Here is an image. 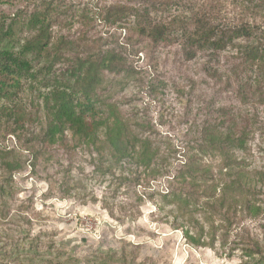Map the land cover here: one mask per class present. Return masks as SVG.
<instances>
[{
	"label": "trees",
	"instance_id": "trees-1",
	"mask_svg": "<svg viewBox=\"0 0 264 264\" xmlns=\"http://www.w3.org/2000/svg\"><path fill=\"white\" fill-rule=\"evenodd\" d=\"M66 1L0 0V136L20 140L29 134V142L49 151L66 147L70 134L97 152L101 133L109 153L108 164L100 160L102 171L118 172L128 186L137 184L136 173L142 171L166 176L178 185H170L165 196L179 201L180 207L186 197L183 185L202 196L189 214L204 213L208 229L199 220L196 234L184 220L176 224L191 246L227 244L233 223L229 212L238 211L241 219L257 221L264 230V198L257 194L264 193V166L252 169L246 161L254 139L264 145V0H222L226 8L220 2L215 9L207 6L201 15L197 10L205 0H125L92 16L79 14V6ZM172 8L178 14L171 20L155 16ZM99 15L110 29L127 33L123 42L116 38L98 43L90 38L89 29ZM76 23L82 32L76 33ZM131 34L152 44L176 45L186 63L199 64V81L189 75L186 92L177 89L181 116L188 125L181 157L176 158V148L171 158L163 153L117 102L98 97L105 76L135 73L128 56L139 50L133 48ZM198 89L204 90L202 100L196 98ZM6 147L0 145V196L8 193L23 167L20 159L9 158L13 149ZM210 155L221 158L226 180L202 162ZM245 189L249 194L240 204L234 202L232 193ZM189 197L185 207L195 205ZM213 214L225 215L222 240ZM234 247L228 246L227 254L232 255ZM240 250L252 264H264V243L257 236Z\"/></svg>",
	"mask_w": 264,
	"mask_h": 264
},
{
	"label": "rangeland",
	"instance_id": "rangeland-1",
	"mask_svg": "<svg viewBox=\"0 0 264 264\" xmlns=\"http://www.w3.org/2000/svg\"><path fill=\"white\" fill-rule=\"evenodd\" d=\"M124 1L71 2L79 6V14L84 11L92 16L105 6ZM219 4L226 8L222 0H205L203 8L197 11L201 15L207 6L215 9ZM176 14L178 9L172 8L160 10L155 16L171 20ZM93 23L90 38L98 43L125 39V31L110 29L100 15ZM75 25H78L76 33L84 30L81 24ZM59 30L57 26L55 31ZM130 42L139 50L128 56L135 73L105 76L98 97L117 102L131 123L142 133L147 132L163 153L171 158L176 148V158L181 157L179 148L188 125L181 116L183 107L177 89L186 92L189 75L199 81L196 76L199 64L186 63L176 45L152 44L135 34H131ZM202 89L197 92L199 100L205 98ZM29 138V134L21 135L20 140L10 134L0 136V145L13 149L9 158L20 159L23 165L8 193L0 196V264H252L240 248L255 236L264 243V230L258 222L241 219L237 211L234 215L227 213L233 220L227 244L218 241L215 248L191 246L176 224L184 220L196 234L195 220H199L208 229L210 223L204 213L189 214L202 196L183 185L186 197L182 195L181 200L186 204L190 196L195 205L180 207L179 201L170 202L165 196L170 185H178L169 183L166 176L153 177L139 167L138 171L142 172L136 173L137 184L128 186L117 177L118 172L102 171L100 160L108 164L109 153L101 133L97 152L70 134L66 147L49 151L40 148L38 142H29ZM247 157L250 163L245 162L252 169L264 166V145L254 139ZM174 162L177 163L175 159ZM202 162L211 166L213 174L226 180L220 171L219 156L204 157ZM253 175L251 183L255 180ZM247 193L246 189L232 193L234 202L240 204ZM257 194L264 198V193ZM212 219L215 225L221 226L216 233L221 238L226 233L225 215L213 214ZM232 240L237 242L231 243ZM233 245L234 253L227 254L228 246Z\"/></svg>",
	"mask_w": 264,
	"mask_h": 264
}]
</instances>
